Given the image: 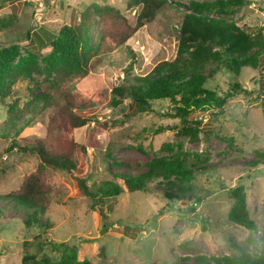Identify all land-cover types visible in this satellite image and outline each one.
Segmentation results:
<instances>
[{"label": "rangeland", "instance_id": "1", "mask_svg": "<svg viewBox=\"0 0 264 264\" xmlns=\"http://www.w3.org/2000/svg\"><path fill=\"white\" fill-rule=\"evenodd\" d=\"M190 1L171 2L88 76L71 82L76 92L95 102L98 114L97 123L74 130L75 140L87 147L88 156L81 157L83 173L100 177L111 176L108 170L139 173L158 157L208 164L189 181L173 178V191L179 198L166 197L164 182L147 191H126L118 196L114 209L105 207L108 218L78 196L70 174L53 172L51 182L66 191L64 200L69 203L53 200L41 218L53 222L51 238L75 245L79 256L94 264H198L203 256L214 259L264 252V164L251 166L264 154V89L259 82L264 79V63L259 69L244 68L239 76L212 59L199 65V71L209 76L207 87L220 96H233L218 116L193 112L191 117L202 121L193 136L181 131L180 118L168 114L174 111L169 99L154 101L150 110H139L129 98L114 92L123 83L124 68L131 60L127 46L136 54V72H151L160 60L174 56L180 40L177 27L187 13L247 29L264 25V0H238L242 5L230 12L202 13L189 8ZM1 4L0 16L14 13L16 20L12 27L0 29V49L19 43L21 56L28 49L50 52V39L62 25L77 22L88 6L117 5L127 16L136 11L127 8V0H0ZM91 35L93 43L96 31ZM34 76L40 82L45 73ZM28 82L25 79L17 87L23 89ZM111 100L121 104L114 108ZM6 117L0 100V194L17 189L38 163L28 148L24 150L25 145L10 151L11 142L23 144V137L42 134L47 120L41 114L36 122L22 123L4 135ZM239 185L245 188L249 213L256 222L252 228L229 218L234 198L228 192ZM0 208L4 210L0 214V264H24L25 242L40 229L25 223L23 208L4 200ZM27 264L40 263L31 260Z\"/></svg>", "mask_w": 264, "mask_h": 264}, {"label": "trees", "instance_id": "2", "mask_svg": "<svg viewBox=\"0 0 264 264\" xmlns=\"http://www.w3.org/2000/svg\"><path fill=\"white\" fill-rule=\"evenodd\" d=\"M175 1L180 0H127V8L136 10L131 16L113 4L88 6L77 22L61 26L50 39L52 49L46 54L28 49V54L21 56L19 43L0 49V100L7 114L4 135L22 123L36 122L41 114L47 115L42 134L23 137V144L14 139L9 147L12 151L14 147L25 145L38 160L35 170L23 178L17 189L0 194V200L23 208L28 226L40 229L34 239L25 242L24 264L31 260L40 264H94L80 257L75 245L51 238L53 222L41 218L49 211L53 200L69 203L64 200L66 191L51 182L53 172L70 174L76 181L78 196L86 199L103 218H108L105 207L106 210L114 209L122 193L151 190L155 183L164 182L166 197L179 198L180 194L173 191V178L189 181L196 171L207 168L206 162L189 163L182 157L177 160L158 157L151 160L148 169L139 173L108 170L111 176H95L92 172L83 173L81 157L88 156L87 147L74 138V130L97 123L98 114L95 102L82 97L72 88L71 82L88 76L96 65L125 45L141 27L154 21ZM236 5L242 2L191 0L189 8L197 13L230 12ZM15 20L14 13L0 16V29L12 27ZM177 28L180 40L174 56L160 60L149 73L136 72V54L127 46L131 60L124 68L123 83L114 87V92L129 98L139 110H150L154 101L169 99L174 111L168 114L180 118L181 131L193 136L198 133L202 121L192 118V113L208 111L218 116L228 97L233 96L231 93L220 96L207 87L209 76L199 71V65L212 59L217 66L229 69L236 76L246 67L259 69L264 63V25L247 29L187 13ZM94 31L96 37L91 43ZM37 72L45 73L40 82L34 76ZM25 79L29 81L27 86L18 88ZM259 82L264 89V79ZM119 104L121 102L111 100L114 108ZM259 164H264V154L251 162L252 167ZM228 193L234 198L230 220L246 228L254 227L256 222L250 216L244 186L232 187ZM3 212L0 208V214ZM198 264H264V252L259 256L242 252L214 259L203 256Z\"/></svg>", "mask_w": 264, "mask_h": 264}, {"label": "water", "instance_id": "3", "mask_svg": "<svg viewBox=\"0 0 264 264\" xmlns=\"http://www.w3.org/2000/svg\"><path fill=\"white\" fill-rule=\"evenodd\" d=\"M24 150H27V147L26 146H24Z\"/></svg>", "mask_w": 264, "mask_h": 264}]
</instances>
